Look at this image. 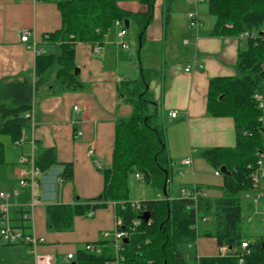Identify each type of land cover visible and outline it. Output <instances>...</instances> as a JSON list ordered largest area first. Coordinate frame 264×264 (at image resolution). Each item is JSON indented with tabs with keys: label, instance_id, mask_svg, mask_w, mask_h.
<instances>
[{
	"label": "crops",
	"instance_id": "obj_1",
	"mask_svg": "<svg viewBox=\"0 0 264 264\" xmlns=\"http://www.w3.org/2000/svg\"><path fill=\"white\" fill-rule=\"evenodd\" d=\"M58 1L0 0V84L12 80L34 84L35 60L39 55L20 42L24 31L28 32L29 41L35 43L40 55L53 58L59 55L58 39L43 41L45 34L61 28ZM115 1L123 11L146 12L140 0ZM188 13L197 16L200 22L197 29L189 27ZM214 23L206 1L198 0L194 4L185 0H155L152 21L141 45L147 44L148 48L141 63L137 58V66L127 54L124 28L114 22L103 38L99 54H93L89 44H75L74 88L56 79L57 64L44 73L42 83L32 93L29 126L22 132L25 141L14 146L9 138L12 147L19 150L8 146L4 150V163L0 165V192H17L9 200L10 213L31 211L30 232L45 241L38 246L39 253L53 255L60 263L65 254L80 250L86 243L95 246L103 239L104 232L113 231L115 202H101L91 218L76 217L73 229L62 233L47 230L45 209L58 204L94 201L101 196L104 171L112 159L115 125L131 114V107L123 101L117 88L122 82L138 81L142 72L149 74L150 100L165 130L171 162L169 198L176 199L172 197L173 187L181 194L182 190L198 187L210 200L220 197L221 177L214 176L215 171L201 158L200 152L234 147V123L229 117H210L206 111V97L210 79L235 75L240 43L234 37L212 35ZM128 27L132 28V34L127 39L130 42L136 39L138 43L137 25L128 20ZM120 32H123L122 37H118ZM122 44L127 49L122 48ZM192 64L200 67L185 72ZM7 103L6 99H0V105ZM74 106L78 107L77 112L73 111ZM262 111L264 115V109ZM172 112L176 114L174 118L169 115ZM78 130L81 136L76 137ZM0 135L6 134L0 132ZM48 149L54 151L56 164L41 172L38 187L33 192L37 203L31 207L29 188L19 186L21 170L27 168L18 161L21 156L36 158ZM185 160H189L190 165L183 164ZM8 165L9 168H1ZM65 165L71 168L68 179L62 177ZM174 180H178L177 185ZM136 192L137 187L130 185V202L148 199L135 196ZM143 192L152 198L144 189ZM260 192L263 198L255 209L264 212V193ZM158 194L155 199L162 200L163 196ZM250 220L252 217L248 222ZM194 248L195 255L201 258L215 257L219 251L215 241L206 237L198 238ZM26 254L32 259L27 251Z\"/></svg>",
	"mask_w": 264,
	"mask_h": 264
},
{
	"label": "trees",
	"instance_id": "obj_2",
	"mask_svg": "<svg viewBox=\"0 0 264 264\" xmlns=\"http://www.w3.org/2000/svg\"><path fill=\"white\" fill-rule=\"evenodd\" d=\"M208 13L214 18V36L236 38L243 32L254 34V39L240 43L235 75L209 80L206 111L210 117H229L234 123L235 145L232 148L204 149L200 156L217 171L225 167L227 175H220V197H199L196 203L185 198L170 199L168 185L171 162L166 149L165 130L153 108L149 94L147 72L134 82H122L117 90L123 101L131 107L126 120L116 123L112 159L104 171V187L101 201H88L73 205H52L45 209V226L55 233L73 229L76 217L91 218L89 214L101 206V202H115V215L126 229L131 221L148 212L150 220L143 221L122 245V264H194L195 256L186 249L194 246L198 238H212L216 247L235 250L244 240L248 242L250 255L242 264H264L262 243L264 234L252 238L244 232L247 219L242 213L240 194L250 192V174L255 169L258 154H264L263 111L258 109L253 95L264 92V0H203ZM146 7L143 14H132L119 9L115 0H60L57 8L61 16L60 30L45 34L43 41L54 38L60 41V53L56 58L41 54L35 60L32 85L26 80H12L0 84V132L14 143L29 126L33 90L43 81L44 73L57 64L56 79L62 84L76 86L73 54L76 43H86L92 48L102 45L105 34L115 21L133 20L138 27V44L144 41L146 29L153 17L155 0H140ZM123 28L124 25H123ZM66 86V87H67ZM4 163V148L0 143V165ZM35 164L44 171L56 164L54 151H43L35 158ZM70 165H65L62 177L69 178ZM139 175L141 179H136ZM131 179L141 182L152 198L140 201V210L129 205ZM198 188V187H197ZM201 189V188H198ZM148 193V194H149ZM161 193L162 200L155 199ZM125 203L123 209L119 203ZM26 211L10 213L14 228L30 229L23 220ZM209 215V216H208ZM210 217L208 224L199 223L194 229L196 217ZM94 252L77 250L68 263L58 264H113L114 251L111 241L102 239L94 246ZM200 264H239L234 257H204Z\"/></svg>",
	"mask_w": 264,
	"mask_h": 264
},
{
	"label": "built area",
	"instance_id": "obj_3",
	"mask_svg": "<svg viewBox=\"0 0 264 264\" xmlns=\"http://www.w3.org/2000/svg\"><path fill=\"white\" fill-rule=\"evenodd\" d=\"M20 2L25 0H18ZM187 3H196L198 0H185ZM186 17L188 19L189 27L192 29H197L200 25V22L197 18V16L193 13L186 14ZM115 25L123 28V23L115 21ZM29 34L28 32L24 31L20 35V42L23 43L28 50H32L35 55H40V52L36 50V45L34 42H30L28 38ZM123 32L118 33V37H122ZM254 34H250L248 32H243L239 34L236 39L239 42L245 41L247 39H254ZM122 48L127 49L126 45L122 44ZM101 51V46L98 44H95L92 48L93 54H99ZM195 67H200L199 65H189L185 68V72H189L193 70ZM253 100L256 102L258 109L263 110L264 109V92H256L253 95ZM73 111L77 112L78 107L74 106ZM31 115V114H30ZM30 115H27L30 116ZM171 118L175 117V112H172L169 114ZM76 137L81 136V132L78 130L76 132ZM25 141L23 135L15 141L13 144L14 146H19ZM19 165L26 166L27 169L21 170L20 175V181L19 186L25 187L27 186L31 192V201L30 206L33 207L37 203V199L34 195V190L38 187V178L41 174L40 169L35 164V158L33 155L30 156H21L18 161ZM185 165H190L189 160H185L183 162ZM95 166L99 168L98 162H95ZM221 173L219 170L214 172V176H220ZM136 179H141L139 175H135ZM263 178L264 179V154H258V160L255 165V169L252 170L250 174V184H251V193H252V203L256 206L260 202V200L263 198L262 193L259 191V180ZM17 192H6L2 191L0 192V239L2 242L6 244H19L24 245L27 247V252L32 256L33 264H58L56 258L53 255L49 254H41L37 251L38 246L43 245L45 243L44 239L37 238L33 233L30 232V229L23 231L21 229L14 228L10 222V205L9 200L16 196ZM182 198L193 200L194 203H196L199 199V197H205V192L202 189H198L197 187H193L190 190H182ZM250 197V196H249ZM114 206L116 203L113 204ZM129 205L136 210H140L141 204L139 202H130ZM119 206L121 209L125 207V203L120 202ZM255 214L258 215L262 221H264V212H259L255 209ZM93 214L90 213L89 217H91ZM142 215V214H141ZM140 215V216H141ZM32 219L31 211L26 212L23 215V220H25L28 225L30 226V222ZM211 219L209 217H203L199 218L196 217L195 219V225L194 229H197V225L201 222L204 224L210 223ZM142 220L140 218L133 219L130 223V225L126 229L122 228V221L119 217L115 215L114 220V229L112 231L111 236H109V233L104 232L102 234L103 239H109L111 241V246L114 251V262L113 264H122L123 262V256H122V245L123 240L127 239L129 240V236H131L137 227H139ZM31 228V227H30ZM81 251L85 252H94L95 248L93 244L86 243L81 246ZM250 255V249L248 242L246 240L242 241L239 245V247L235 250L229 251L227 248L222 247L219 248L218 254L216 256L218 257H234L238 259V263L242 264L244 258L246 256ZM74 252L67 253L63 256L61 262L62 263H68L70 260L73 259ZM201 257L198 255H195V263L194 264H200L199 260Z\"/></svg>",
	"mask_w": 264,
	"mask_h": 264
},
{
	"label": "rangeland",
	"instance_id": "obj_4",
	"mask_svg": "<svg viewBox=\"0 0 264 264\" xmlns=\"http://www.w3.org/2000/svg\"><path fill=\"white\" fill-rule=\"evenodd\" d=\"M122 30L124 31L126 35L124 41L129 48V53L127 54H130L132 56L133 63L137 66L138 64L137 58L139 60V63H141L143 60L146 48H148L147 47L148 45L144 44L143 46L139 47V44L137 43L136 39L133 42H130L129 39H127V36L131 37V34H132L131 27H128L127 29L124 28ZM262 128L264 131V115L262 116ZM0 143H4L3 144V148L5 147L4 150H6L8 146H10L12 149H15L17 151L19 150L18 148L12 147L9 141V137L7 135H0ZM5 159L8 161V156L6 154H5ZM17 167L20 168V166H17ZM1 168H9V165L6 167H1ZM3 170H6V169H3ZM131 180L132 181L130 185L137 187V192L135 196L144 197V198L151 197V196H147L146 194H145L146 196L144 195V192H143L144 186L141 182H138V181L136 182L133 179ZM174 183L175 185H177L178 180H174ZM1 188L2 187H0V189ZM258 189L259 191H262L264 193V179L263 178L259 180ZM145 192L149 193V191H145ZM158 195L162 196L161 193ZM249 195L250 197L247 198V196ZM182 196L183 195L180 193V191L177 190L176 187H173L172 197L178 199ZM240 203H241L242 213L247 219V221H248V218L252 217V220H250L248 223L246 222V225L244 228V232L248 236V238H252L254 235H258V234H264V221H262L261 218L255 214V205L252 203L251 191L240 194ZM111 234H112V231L109 232V236H111ZM26 251H27V247L24 245L6 244L2 242L0 239V264H32V259L26 254ZM186 252L190 256H195L196 248H194V246L188 247L186 249Z\"/></svg>",
	"mask_w": 264,
	"mask_h": 264
},
{
	"label": "water",
	"instance_id": "obj_5",
	"mask_svg": "<svg viewBox=\"0 0 264 264\" xmlns=\"http://www.w3.org/2000/svg\"><path fill=\"white\" fill-rule=\"evenodd\" d=\"M123 25H124L125 28H127V27H128V21H127V20H124V21H123ZM74 74H75V75L77 74V70H74ZM219 171H220V173H221L222 175H227V174H228L227 171H226V169H225V167H221V168L219 169ZM101 199H102V197H101V196H98L97 198H95L94 201H95V202H100ZM140 219H141L144 223H147V222L150 220V215H149V213H148V212H144V213H142V215L140 216ZM127 242H128L127 239H124V240H123V243H127ZM262 249H263V251H264V241H263V243H262Z\"/></svg>",
	"mask_w": 264,
	"mask_h": 264
},
{
	"label": "bare ground",
	"instance_id": "obj_6",
	"mask_svg": "<svg viewBox=\"0 0 264 264\" xmlns=\"http://www.w3.org/2000/svg\"><path fill=\"white\" fill-rule=\"evenodd\" d=\"M144 213V212H143ZM106 240H109V239H106Z\"/></svg>",
	"mask_w": 264,
	"mask_h": 264
}]
</instances>
